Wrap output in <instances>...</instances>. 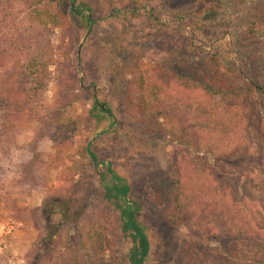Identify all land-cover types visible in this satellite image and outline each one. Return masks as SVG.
I'll list each match as a JSON object with an SVG mask.
<instances>
[{
	"label": "trees",
	"instance_id": "16d2710c",
	"mask_svg": "<svg viewBox=\"0 0 264 264\" xmlns=\"http://www.w3.org/2000/svg\"><path fill=\"white\" fill-rule=\"evenodd\" d=\"M263 3L218 0L215 7L190 17L192 32L227 31L233 40L243 33L264 45V19L256 22V15L249 13L243 20L248 6H255V11ZM103 4L109 12L105 17L111 19L140 11L138 0H103ZM45 5V0H0L1 158L8 157L16 135L29 126L34 141L49 139V113L57 122H64L62 110L80 104L83 95L91 100L90 116L113 117L109 104L98 99L93 85L90 93L80 94L77 82L69 84L61 75L63 66L73 74L71 66L77 62L76 52L71 55L76 30L70 18L79 19L89 30L95 23L92 16L83 15L85 8L76 0H55L51 8ZM140 14L150 22L158 21L150 11ZM176 18L183 23L182 16ZM129 29L124 26L126 32ZM193 45L196 48L187 54L184 45L166 50L161 62L138 68L134 81L136 107L141 113L154 114L156 119H176L175 123L169 119L171 127L162 131L164 137L178 143L166 166L172 190L163 205L164 214L173 227L194 219L218 218L236 246L232 258L239 264H264V241L250 217L240 178L244 148L264 140V64L260 61L264 49L255 51L253 57L245 53L249 49H234V54H246L245 72L250 75L243 77L234 67L236 60L205 53L199 44ZM256 59L259 65H254ZM50 84L54 89L49 108L45 94ZM77 124L70 120L69 129L74 131ZM93 142H88L83 152L96 172L99 187L95 199H87V204L93 211L99 204L109 207L115 216L109 213L113 221L105 227L93 211L85 213L74 226L77 233L73 242L70 237L63 241L62 263L119 264L113 253L116 233L131 247L128 263L145 264L150 245L137 221L141 207L131 199V185L126 179L117 175L110 163L97 159ZM71 204L69 199H62L59 224L43 237L45 249L55 243L62 225L70 223ZM52 215L45 219L51 221ZM195 262L204 264L199 257Z\"/></svg>",
	"mask_w": 264,
	"mask_h": 264
},
{
	"label": "rangeland",
	"instance_id": "374dc122",
	"mask_svg": "<svg viewBox=\"0 0 264 264\" xmlns=\"http://www.w3.org/2000/svg\"><path fill=\"white\" fill-rule=\"evenodd\" d=\"M138 1L139 14L111 19L105 17L109 12L103 0H76L89 9L83 8V15H91L95 21L89 30L79 19L70 18L76 30L71 55L76 52L77 62L71 66L73 74L62 67L63 81L77 82L80 94L90 93L93 85L98 99L109 104L113 117L90 116L91 100L83 95L80 104L62 110L64 122H57L49 113V139L34 141L29 126L16 135L8 157H0V228L9 221L21 224L10 239L11 264H63V241L70 237L73 242L77 233L74 226L85 213L93 211L87 199L94 200L99 187L96 172L83 152L90 141H95L92 150L97 159L110 163L111 169L131 185V199L141 207L137 221L150 245L145 264H202L195 262L196 257L204 264H239L232 258L236 246L218 218L194 219L179 227L167 222L163 205L172 186L167 181L166 166L178 143L164 137L162 131L171 127L169 119L174 123L176 119H156L154 114L141 113L136 107L134 81L138 68L161 62L166 50L184 45L187 54L196 48L193 44H199L205 53L236 60L237 72L247 77L246 54H234V49H249L245 53L253 57L255 51H263L264 45L243 33L236 40L227 31L193 33L190 17L215 7L218 0ZM54 3L45 0L46 7ZM254 7L244 10L243 20L249 13L256 15V22L264 19V3L255 11ZM143 10L152 12L158 21L150 22L140 14ZM177 16L183 17L182 24ZM124 26L130 28L129 32ZM260 61L264 64L263 56ZM253 63L259 65L258 60ZM53 89L50 84L45 94L49 108ZM70 120L78 121L74 131L69 129ZM244 153L240 178L246 206L256 222L259 239L264 241V140L251 142ZM62 199L72 203L70 223L62 225L55 243L45 249L43 237L59 224ZM53 213L47 221L45 216ZM92 213L105 227L113 221L109 213L115 216L101 204ZM114 240L113 253L119 264H129L130 245L116 233Z\"/></svg>",
	"mask_w": 264,
	"mask_h": 264
},
{
	"label": "built area",
	"instance_id": "2783aa9c",
	"mask_svg": "<svg viewBox=\"0 0 264 264\" xmlns=\"http://www.w3.org/2000/svg\"><path fill=\"white\" fill-rule=\"evenodd\" d=\"M21 227L20 223L9 221L4 223L0 228V264H11L10 239L16 230Z\"/></svg>",
	"mask_w": 264,
	"mask_h": 264
}]
</instances>
